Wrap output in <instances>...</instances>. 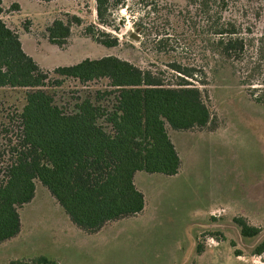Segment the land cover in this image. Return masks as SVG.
I'll return each instance as SVG.
<instances>
[{
  "label": "rangeland",
  "instance_id": "obj_1",
  "mask_svg": "<svg viewBox=\"0 0 264 264\" xmlns=\"http://www.w3.org/2000/svg\"><path fill=\"white\" fill-rule=\"evenodd\" d=\"M154 1L159 14L145 16ZM1 2V19L45 70L105 56L128 61L164 84L178 81L172 66L191 70L195 77L189 81L204 90L215 129L178 133L167 127L181 161L178 175L138 173L135 185L145 197L143 211L94 233L74 225L36 182L33 200L19 209V233L0 245V264L39 257L55 264H264V254H253L264 239V105L254 101L264 95V60L257 72L254 45L248 42L252 35H239L248 47L240 62H232L212 58L214 46H208V53L195 39L191 24L179 15L185 0H147V5L121 0L122 6L109 11L103 24L97 22L94 0ZM67 14L80 17L81 25L71 26L63 47L49 44L46 27L56 18L66 20ZM88 26L117 38L118 45H97L84 34ZM261 26L253 28L256 34ZM74 89L84 90L74 81L65 82L63 90ZM22 95V90L0 89V122L10 109H20ZM236 217L260 233L242 237Z\"/></svg>",
  "mask_w": 264,
  "mask_h": 264
},
{
  "label": "trees",
  "instance_id": "obj_2",
  "mask_svg": "<svg viewBox=\"0 0 264 264\" xmlns=\"http://www.w3.org/2000/svg\"><path fill=\"white\" fill-rule=\"evenodd\" d=\"M141 1L147 5V0ZM94 2L97 22L103 24L121 0ZM159 8L152 2L145 16L159 14ZM2 13L0 0V89L22 90L23 104L10 109L0 122V245L19 233V209L33 200L36 182L87 233L140 214L145 200L134 184L136 174L175 176L180 169L168 128L178 133L215 129L204 90L189 81L194 73L172 66L178 81L164 84L153 73L115 56L86 58L48 71L25 53L19 34L5 24ZM179 15L191 24L195 39L208 53V46H214L212 58L240 62L248 44L239 35H252L248 42L254 45L258 72L264 60V0H185ZM65 17L45 29L47 42L59 48L67 43L71 26L82 22L76 15ZM259 22L261 31L256 34L253 28ZM91 28L85 27L84 34L97 45H118L117 38ZM69 80L84 90H63ZM96 82L106 84L89 87ZM254 101L264 105V95ZM233 221L244 238L260 233L242 217ZM196 252H201L200 246ZM253 254H264V239ZM9 264L55 263L39 257Z\"/></svg>",
  "mask_w": 264,
  "mask_h": 264
},
{
  "label": "crops",
  "instance_id": "obj_3",
  "mask_svg": "<svg viewBox=\"0 0 264 264\" xmlns=\"http://www.w3.org/2000/svg\"><path fill=\"white\" fill-rule=\"evenodd\" d=\"M22 43V42H21ZM175 146V145H174ZM177 150V149H176ZM178 152V151H177ZM179 155V154H178ZM181 162V161H180ZM180 168H181V165H180ZM179 172H180V169H179ZM178 172V173H179ZM178 173L176 174V175H178ZM138 174V173H137ZM136 174V176H135V179H134V184H136L135 182H136V177H138V175ZM136 186V185H135ZM137 188V187H136ZM138 189V188H137ZM139 190V189H138ZM140 191V190H139ZM141 192V191H140ZM142 193V192H141ZM143 194V193H142ZM145 198V197H144Z\"/></svg>",
  "mask_w": 264,
  "mask_h": 264
}]
</instances>
